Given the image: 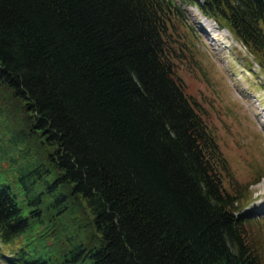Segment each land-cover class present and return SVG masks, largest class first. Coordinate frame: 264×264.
Listing matches in <instances>:
<instances>
[{"label":"trees","instance_id":"trees-1","mask_svg":"<svg viewBox=\"0 0 264 264\" xmlns=\"http://www.w3.org/2000/svg\"><path fill=\"white\" fill-rule=\"evenodd\" d=\"M185 1L264 70V0ZM183 15L177 0H0L7 264H264L249 193L226 187L176 71Z\"/></svg>","mask_w":264,"mask_h":264},{"label":"rangeland","instance_id":"rangeland-1","mask_svg":"<svg viewBox=\"0 0 264 264\" xmlns=\"http://www.w3.org/2000/svg\"><path fill=\"white\" fill-rule=\"evenodd\" d=\"M177 2L186 22L178 19L171 33L179 54L176 71L227 159L226 187L233 179L249 193L238 209L253 217L264 235V70L227 27L194 3ZM263 245L264 240V250ZM3 248L0 243V264H7Z\"/></svg>","mask_w":264,"mask_h":264}]
</instances>
